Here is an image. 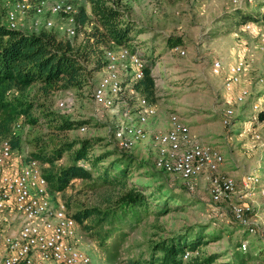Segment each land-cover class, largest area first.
Returning <instances> with one entry per match:
<instances>
[{"label": "rangeland", "instance_id": "rangeland-1", "mask_svg": "<svg viewBox=\"0 0 264 264\" xmlns=\"http://www.w3.org/2000/svg\"><path fill=\"white\" fill-rule=\"evenodd\" d=\"M0 2L4 10L11 3L8 0ZM120 3V9L124 11L126 18L138 29L131 45L139 48L145 57L149 58L152 73L157 78L153 102L157 113L147 123L148 125L153 122L154 127L148 132L146 125L145 139L131 150L125 151V154L149 167L146 170L147 174H144L145 170L136 172L134 180L139 179L148 185H163L177 193L183 192L195 202L192 206L183 210L179 208L161 218L159 224L165 229L162 235L168 236L213 219L218 227L213 226L214 228L209 229L207 233H215L219 239L203 247L205 252L230 254L235 249L240 251L239 246L244 244L249 259L245 264H264V233L261 230L264 231L263 196L255 192L246 200L254 209L247 217L250 226L255 229L251 232L249 226V229H243L240 223L234 221L226 200L216 204L211 201L208 180H199L192 189H188L179 177L155 168L156 137L169 131L171 116L175 114L181 117L194 137H201L206 143L219 149L227 167L236 166V168L233 166V171L236 172L233 179L237 191L243 190L245 176L254 174L259 162L264 159V116L260 115L256 123L250 120L253 100L251 98L244 105L233 106L235 110L233 125L224 127L221 118L226 107L227 94L222 88L223 78L214 76L211 72L214 61L220 60L227 66L245 55L252 61V69L250 85L243 86L253 95L258 93L254 81L259 75L264 74V53L258 52L260 35L264 34L262 17L264 0H121ZM74 6L77 9L82 6L90 13L86 0H78ZM238 11L246 16L257 17L259 22L254 23L257 28L250 31L242 30L243 25L242 23L239 25V16L235 14ZM37 19L42 22L44 17L34 19L32 15H27L20 28L26 33H34L32 23ZM52 22L54 28L51 31L57 33L58 37L67 39L60 30L64 19L55 17ZM85 29L89 32L90 25ZM82 38L80 33L76 42L80 43ZM173 38L180 41L178 46L185 51L184 56L173 52L176 46H166V41ZM101 75L102 72L94 73L89 86L80 92H59L45 100L57 113L65 115L72 121L82 122L76 130L68 133L70 138L97 137L103 140L94 149L95 153L99 148L117 150L114 140L120 130L123 112L121 105L103 109L92 101V92ZM25 95L42 99L41 92L34 88L27 89L23 94L13 90L7 97L22 98ZM61 102L65 103L66 108L61 109L59 106ZM247 120L251 121V131L261 137V142L254 148L251 146L250 133L244 128ZM23 121L24 118L21 116L11 129V135L20 138V145L14 151V157L21 162L25 161L31 151L34 139H39L42 145H52L49 130L43 122H40L39 126L30 127ZM16 124H19L20 128L16 129ZM82 126L87 127L86 132L80 131ZM220 146H223V150L224 147L227 149L225 154ZM63 162L64 160L60 161L58 165ZM256 176L261 179L259 173H256ZM81 186L82 182H75L73 187L63 194H57L55 198L63 201L69 198L72 204L92 202L93 196L90 193L86 191L78 193ZM72 211L74 210L71 209ZM149 222L152 223L153 220ZM147 227L143 225L136 229L124 244V250L130 248L131 242H142L146 236L151 235L152 232ZM79 238V248L90 257L92 264H119V261L126 257V254H123L119 261L109 263L98 249L97 242L80 227Z\"/></svg>", "mask_w": 264, "mask_h": 264}, {"label": "trees", "instance_id": "trees-1", "mask_svg": "<svg viewBox=\"0 0 264 264\" xmlns=\"http://www.w3.org/2000/svg\"><path fill=\"white\" fill-rule=\"evenodd\" d=\"M76 1L73 0V4ZM86 2L90 13L82 6L75 7L76 35L71 39L60 38L51 30L26 33L8 29L0 2V143L8 140L13 151L19 148L20 138L11 135V129L21 116L27 126H39L40 122L47 126L52 145H42L39 139H34L25 162L35 161L41 165L52 195L63 194L75 182H82L78 193H90L93 201L72 204L68 198L64 202L70 211L74 210L72 218L97 242L109 263L119 261L123 254L126 257L119 264L247 263L244 244L239 246L240 251L235 249L230 254L204 251L203 247L219 239L215 233H207L213 226L218 227L213 219L168 236L162 235L165 229L159 224L160 219L195 202L183 192L134 180L136 172L145 170L147 174L149 167L117 148H99L95 153L102 139L70 138L68 133L82 122L57 113L45 101L55 93L80 92L88 87L92 75L105 67V50L125 47L146 63L143 79L135 88L141 97L154 102L157 78L148 63L149 58L131 45L138 29L120 9L121 0ZM235 14L239 16V25L259 22L257 17L246 16L243 12ZM87 25L91 27L89 32L85 29ZM80 33L83 38L77 43ZM179 44L177 38L166 41L168 47ZM29 88L41 92L42 99L28 95L7 97L13 90L23 94ZM62 160L64 162L58 165ZM143 225L148 226L152 234L142 242H131L130 248L124 250L127 239ZM186 253L190 256L185 260Z\"/></svg>", "mask_w": 264, "mask_h": 264}, {"label": "built area", "instance_id": "built-area-1", "mask_svg": "<svg viewBox=\"0 0 264 264\" xmlns=\"http://www.w3.org/2000/svg\"><path fill=\"white\" fill-rule=\"evenodd\" d=\"M72 1L8 0L11 3L5 9L4 24L8 29L24 31L20 27L27 15L34 19L44 17L42 22L37 19L32 23L34 33H38L41 29H53L52 19L61 17L64 24L60 30L71 39L76 35L74 15L77 12ZM256 28V24L247 23L242 30ZM260 37L258 51L264 53V34ZM173 52L185 55L179 46ZM104 59L106 64L91 98L103 109L122 106V122L114 144L117 149L128 151L145 139V126L157 113L155 104L141 97L135 88L143 79L147 65L125 47L105 50ZM251 69L252 61L245 55L227 66L220 60L211 65L212 74L223 78L222 88L227 94L221 118L224 127L233 125V106L244 105L251 98L250 120L256 123L260 115L264 116V74L254 81L258 88L256 95L243 86L251 83ZM238 87V93L233 94ZM59 106L66 108L64 102ZM170 120L169 131L156 137L155 168L179 177L188 189L200 179L208 180L211 201L216 204L226 200L234 221L249 226L254 232L247 219L254 209L246 200L255 192L264 197L261 179L248 174L242 183L243 190L237 191L234 179L221 171L225 158L219 149L201 137H194L179 115H172ZM251 121L247 120L244 128L250 133L254 148L261 137L251 131ZM80 131L86 132L87 127L82 126ZM56 195L50 193L38 162L17 161L9 141L0 143V264H92L90 257L79 248V225L65 202L56 199ZM189 256L186 253L184 259Z\"/></svg>", "mask_w": 264, "mask_h": 264}, {"label": "crops", "instance_id": "crops-1", "mask_svg": "<svg viewBox=\"0 0 264 264\" xmlns=\"http://www.w3.org/2000/svg\"><path fill=\"white\" fill-rule=\"evenodd\" d=\"M258 52H259V51H258ZM259 53H261V52H259ZM261 54H263V53H261ZM241 87H243V86H241ZM238 91H239V87L236 88V89L234 90L233 94L238 93ZM153 127H154L153 122H150V124H148V125L146 126V129L148 130V132H150V131L153 129ZM220 148H221V150H222V152H223L224 154H225V152H227V149L225 150V147H224V150H223V146H220ZM228 152H229V151H228ZM263 162H264V159H263L262 161L259 162L258 167H256V170H254V174H255V175H256V173H259V174L261 175V183H262V184H264V165H263ZM231 165H232V164H231ZM233 166L236 168L235 165H232V166H230V167H227V166H226V163H225L224 166H222V168H221L222 173L227 174V175H229L230 177L233 178V176H234L235 173H236V172L233 171V170H234ZM200 180H203V179H200ZM257 216H259V215H257Z\"/></svg>", "mask_w": 264, "mask_h": 264}]
</instances>
